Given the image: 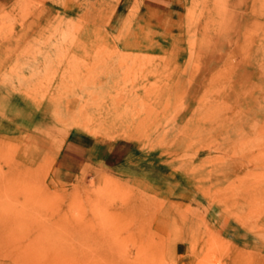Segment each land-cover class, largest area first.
I'll return each mask as SVG.
<instances>
[{
  "label": "rangeland",
  "instance_id": "rangeland-1",
  "mask_svg": "<svg viewBox=\"0 0 264 264\" xmlns=\"http://www.w3.org/2000/svg\"><path fill=\"white\" fill-rule=\"evenodd\" d=\"M0 264H264V0H0Z\"/></svg>",
  "mask_w": 264,
  "mask_h": 264
},
{
  "label": "crops",
  "instance_id": "crops-1",
  "mask_svg": "<svg viewBox=\"0 0 264 264\" xmlns=\"http://www.w3.org/2000/svg\"><path fill=\"white\" fill-rule=\"evenodd\" d=\"M75 141H70L69 147L72 148ZM71 145V146H70ZM127 143L116 142L109 139H90L80 151L81 159L84 164L91 167L113 166L120 163L127 157Z\"/></svg>",
  "mask_w": 264,
  "mask_h": 264
},
{
  "label": "bare ground",
  "instance_id": "bare-ground-1",
  "mask_svg": "<svg viewBox=\"0 0 264 264\" xmlns=\"http://www.w3.org/2000/svg\"><path fill=\"white\" fill-rule=\"evenodd\" d=\"M196 3H197V2H196ZM238 6H239V5H238ZM188 13H189V12H188ZM193 13H194V12H193ZM222 15H223V14H222ZM225 15H226V14H225ZM221 20H222V18H221ZM227 20H228V19H227ZM227 20L225 19V21H227ZM212 23H213V22H212ZM224 23H225V22H224V20H223V24H222L223 27L225 26ZM203 24H204V23H203ZM210 26H211V25H210ZM218 26H219V25H218ZM226 26H227V24H226ZM204 27H205V26H204ZM206 27H207V26H206ZM213 28H215V27L213 26ZM217 28H218V27H217ZM245 30H246V29H245ZM220 33H221V32H220ZM81 84H82V82H81ZM73 85H75V84H73ZM69 91H70V90H69ZM85 91H86V90H85ZM67 92H68V91H67ZM29 96H31V95H29ZM102 98H103V97H102ZM111 98H112V97H111ZM102 100H104V99H102ZM102 100H101V101H102ZM207 101H208V100H207ZM17 102H18V101H17ZM22 103H23V102H22ZM210 103H211V102H210ZM18 106H19V105H18ZM24 107H25V106H24ZM78 108H79V107H78ZM17 110H18V109H17ZM76 110H77V109H72L71 111H72L73 113H75ZM27 111H28V110H27ZM35 112H37V111H35ZM47 112H48V111H47ZM106 112H107V110L105 111V113H106ZM19 113H20V112H19ZM31 113H32V112H31ZM90 113H91V112H90ZM82 114H83V113H82ZM90 115H91V114H90ZM24 117H25V116H24ZM81 117H82V116H81ZM86 117H87V116H86ZM92 117H93V116H92ZM92 117H91V118H92ZM87 118H88V117H87ZM91 118H90V119H91ZM93 118H94V117H93ZM93 118H92L91 120H93ZM106 118H107V117H106ZM120 118H121V117H120ZM84 119H85V118H84ZM90 119H87V120H89V122H90ZM103 120H104V119H103ZM73 121H74V120H73ZM94 121H95V120H94ZM97 121H98V120H97ZM105 121H106V120H105ZM89 122H88V123H89ZM103 123H104V122H103ZM87 125H88V124H87ZM89 126H90V125H89ZM37 128H38V127H37ZM34 129H35V128H34ZM85 130H86V128H85ZM87 130H88V129H87ZM93 130H95V129H93ZM93 130H92V132H93ZM96 130H97V129H96ZM96 130H95V132H96ZM96 133H97V132H96ZM40 137H41V136H40ZM41 138H42V137H41ZM27 144H28V143H27ZM27 144H26V145H27Z\"/></svg>",
  "mask_w": 264,
  "mask_h": 264
}]
</instances>
